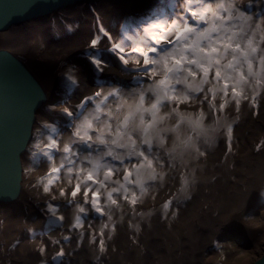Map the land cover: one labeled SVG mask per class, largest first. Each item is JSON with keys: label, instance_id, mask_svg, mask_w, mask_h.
Returning <instances> with one entry per match:
<instances>
[{"label": "clouds", "instance_id": "clouds-1", "mask_svg": "<svg viewBox=\"0 0 264 264\" xmlns=\"http://www.w3.org/2000/svg\"><path fill=\"white\" fill-rule=\"evenodd\" d=\"M164 5V14L149 12L136 22L133 37L125 39L117 28L106 49L118 64L102 57L103 65L93 68L108 73L103 84L73 73L78 95L50 106L62 118L55 137L47 134L51 122L43 119L33 133L29 150L41 158L28 169V186L45 201L63 198L73 218L99 214L100 239L111 238L125 214L132 217L128 227L139 233L152 211L137 208L170 181L178 193L190 195L207 152L233 131L237 117L230 110L238 108L236 101L264 94V15L245 10L243 0H164ZM153 24L164 27L150 28ZM173 24L186 30L178 37ZM181 57L177 65L174 58ZM49 178L54 182L45 191ZM75 185L97 193L96 200L67 194Z\"/></svg>", "mask_w": 264, "mask_h": 264}, {"label": "bare ground", "instance_id": "bare-ground-1", "mask_svg": "<svg viewBox=\"0 0 264 264\" xmlns=\"http://www.w3.org/2000/svg\"><path fill=\"white\" fill-rule=\"evenodd\" d=\"M161 1L163 7H159L158 0H83L45 18L26 20L0 31L6 36V46L0 48L22 60L43 90L32 133L40 120L52 121L56 111L50 110L55 105L51 95L60 102L74 93L78 95L79 80L74 72L78 71L86 82L103 84L108 73L94 71L89 56L95 54L118 64L106 49L111 46V37L117 35V28L125 39L133 37L136 22L147 18L131 22L125 12L148 5L157 7L152 14H164ZM243 2L245 10L264 15V0ZM101 28L107 37L99 33ZM97 35L103 41L98 49L90 45V38ZM230 111L237 117L233 131L207 152L191 194L178 193L175 182L170 181L137 208L152 211L141 222L139 233L128 227L132 217L125 214L124 220L114 226V235L104 239L95 229L100 223L99 214H86L82 228L73 230L69 225L72 211L63 198L45 201L28 186L30 177L22 159L29 151L31 138L20 156L18 194L0 203V264H213L216 254L206 252L223 247L226 230L258 245V224L253 219L244 221L241 213L248 203L257 207L259 203L264 215V198L255 192L264 181V94L259 97L258 107L242 103ZM47 134L55 137L51 127ZM40 158L39 153L30 152L33 165ZM162 202L168 204L167 209L161 210ZM49 203L56 208L55 214L48 211ZM261 230L264 232L263 227ZM93 235L97 239L93 240Z\"/></svg>", "mask_w": 264, "mask_h": 264}, {"label": "water", "instance_id": "water-1", "mask_svg": "<svg viewBox=\"0 0 264 264\" xmlns=\"http://www.w3.org/2000/svg\"><path fill=\"white\" fill-rule=\"evenodd\" d=\"M83 0H0V31ZM86 1V0H84ZM43 90L23 61L0 48V203L16 197L21 153L32 138ZM251 264H264V250Z\"/></svg>", "mask_w": 264, "mask_h": 264}, {"label": "rangeland", "instance_id": "rangeland-1", "mask_svg": "<svg viewBox=\"0 0 264 264\" xmlns=\"http://www.w3.org/2000/svg\"><path fill=\"white\" fill-rule=\"evenodd\" d=\"M161 2H162L161 0H158L159 7H161L162 5ZM154 10H157V7L152 8L151 6L147 5V6H142L141 8H134L132 10H129L125 12V15H128L130 17L131 22H134L139 19H143V17H147L146 14L149 12L153 13ZM2 35L0 34V45L6 46V42H5L6 36H2ZM66 93L67 90L63 92L61 96H65ZM50 99L54 100L55 105L60 103V101H57V97L54 94L51 95ZM48 121L51 122L49 124V127H51L52 129L53 128L56 129V131L53 132V135L56 136L59 131V127L62 124V118L60 117V114L54 112V114L52 115V121L51 120ZM32 138H33V134H32ZM24 159L28 171L29 167L33 165V162L30 160V150L28 151V153L25 152L22 160L24 161ZM262 183L263 184H261L260 188L255 191L258 193V195H260L259 197L260 199L264 198V181H262ZM241 216L244 218V221L248 222L251 219H253L254 221H256V224H258V235H260L258 236V242H257L258 245H253L250 242L251 240H249L247 237L243 236L242 234H237L234 231L226 230L227 240L223 242L224 243L223 247L220 249L209 248L206 252V254H209L210 252H214V254H216V256L214 257L213 264H251L252 261L258 258L260 254L263 252L264 232H262L261 228L262 227L264 228V215L262 212H260L259 203H258V207L253 203L250 204L248 203L244 207ZM210 249H214V250L211 251Z\"/></svg>", "mask_w": 264, "mask_h": 264}, {"label": "snow or ice", "instance_id": "snow-or-ice-1", "mask_svg": "<svg viewBox=\"0 0 264 264\" xmlns=\"http://www.w3.org/2000/svg\"><path fill=\"white\" fill-rule=\"evenodd\" d=\"M195 2H199V0H195ZM192 15L195 16L196 13L193 12ZM200 16H201V18H203L204 13H203V12H200ZM163 27H164V26H163L162 24H153V25H150V28H153V29H162ZM170 27H176V35H177L178 37L181 35V33H182L183 31L186 30V27H185V29H181V28L177 27L175 24L171 25ZM145 31H148V29H146ZM99 33H103V34H104V37H107V33H104V29H103V28L99 29ZM158 38L162 39V37H158ZM102 44H103V41H102V38H101L100 35H97V36L94 37V38H90V45H91L93 48L98 49V48H100V47L102 46ZM119 47H120L119 45H112V48H113V49H118ZM135 51H137V52H142V49L137 48V49H135ZM211 51H212V52H216L217 50H216L215 48H212ZM142 54L144 55L145 59H147V55H148V54H147V53H142ZM89 59H90V61H91L94 65H96L98 68L101 67V66L103 65V63H104L102 57H99V58H98L95 54L89 56ZM182 59H183V57L178 58V59H177V58H174L175 63H176L177 65L180 64V63L182 62ZM204 70H205V72H207V68H204ZM65 75H67L70 79L72 78V77L70 76L69 73H66ZM217 76H219V72L217 73ZM161 83L163 84V83H165V82H164V81H161ZM224 88H225V94H227V89H228V83H227V81L224 82ZM231 91H232V93H233L234 95H237V96L240 95V93L238 92V90H237L236 87H233V88L231 89ZM244 103H247V104H249V105L252 106V107H258V106H259V96H254L251 100L244 101ZM236 105H237L238 107L241 106V105H242L241 101H240V100H237V101H236ZM153 107H155V106L153 105ZM221 107L223 108V105H221ZM87 126H88V123H87V121H85V123H84V127H87ZM52 131L55 132L56 129L53 128ZM53 182H54V181H53L52 178H49V179H48V182H47V184L45 185V191L48 190V185H49V184H52ZM60 193H61L62 196H64V195L66 194L64 189H61V190H60ZM81 193H83V196H84V197H87L88 195H91V197L93 198L94 201H95L96 198H97V193H95V192H91V193H89L88 190H86V189H81L79 185H75V186H73L72 188H70V189L68 190V193H67V194H70L72 197H75V198H77V199H80V198H81ZM53 202H55V200H54ZM47 208H48V211H49L50 213L55 214V212H56V208L53 206V203H49V204L47 205ZM61 219H63V217H61ZM82 222H83V221H82V217H81V216H75V217L73 218L72 221H69V225H70V227L73 228V230H75V229H80L81 226H82ZM64 239L66 240V239H68V237L65 236ZM100 249L103 250V240H100ZM40 251L43 252V251H44V248H40Z\"/></svg>", "mask_w": 264, "mask_h": 264}]
</instances>
